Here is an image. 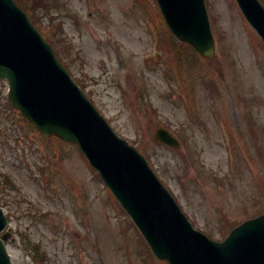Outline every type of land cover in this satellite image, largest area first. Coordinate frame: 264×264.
<instances>
[{
    "label": "rangeland",
    "instance_id": "374dc122",
    "mask_svg": "<svg viewBox=\"0 0 264 264\" xmlns=\"http://www.w3.org/2000/svg\"><path fill=\"white\" fill-rule=\"evenodd\" d=\"M23 1L85 95L144 155L193 226L223 241L264 213V43L236 0H206L216 57L170 35L174 63L162 48L149 57L156 0ZM8 90L0 81V206L15 237L7 243L14 263L169 264L155 258L77 146L45 142L11 109ZM161 128L181 148L158 142ZM44 159L53 164L52 189L35 171Z\"/></svg>",
    "mask_w": 264,
    "mask_h": 264
},
{
    "label": "water",
    "instance_id": "95a60500",
    "mask_svg": "<svg viewBox=\"0 0 264 264\" xmlns=\"http://www.w3.org/2000/svg\"><path fill=\"white\" fill-rule=\"evenodd\" d=\"M173 33L203 56L215 57L205 0H158ZM264 39L259 0H238ZM0 78L9 81V99L46 137L78 144L101 173L151 245L171 264H264V215L234 229L223 243L197 231L136 149L118 137L57 60L13 0H0ZM157 137L178 146L160 130ZM8 225L0 209V233ZM0 239V264H12Z\"/></svg>",
    "mask_w": 264,
    "mask_h": 264
},
{
    "label": "trees",
    "instance_id": "16d2710c",
    "mask_svg": "<svg viewBox=\"0 0 264 264\" xmlns=\"http://www.w3.org/2000/svg\"><path fill=\"white\" fill-rule=\"evenodd\" d=\"M16 1L18 2V4H19L21 7L25 8V9H27V10H30V9L27 7V5L24 3L23 0H16ZM32 19H33V22L36 23V19H35L34 16H32Z\"/></svg>",
    "mask_w": 264,
    "mask_h": 264
}]
</instances>
